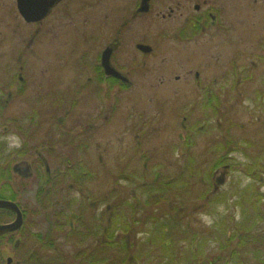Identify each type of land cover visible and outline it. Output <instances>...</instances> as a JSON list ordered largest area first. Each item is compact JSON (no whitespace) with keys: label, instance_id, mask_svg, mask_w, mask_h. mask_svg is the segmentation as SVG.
<instances>
[{"label":"rangeland","instance_id":"1","mask_svg":"<svg viewBox=\"0 0 264 264\" xmlns=\"http://www.w3.org/2000/svg\"><path fill=\"white\" fill-rule=\"evenodd\" d=\"M91 1L61 0L48 21L31 25L21 19L15 0H0V98L7 101L8 94H12L6 109L0 104V144L5 155L11 156L12 164L25 160L34 169L30 179L12 174L7 183L15 191L21 189L23 202L26 193V198H30L27 186L32 191L44 189L45 193L55 184L56 201L61 203L63 211L76 213L72 199L78 204L84 200L87 205L82 216L88 219L103 201L112 205L117 196L137 203V220L141 224L126 235V241L133 246V251L140 252L139 264H158L155 250H149L154 252L146 259V244L142 245V241H147V234L152 232V219L165 224L167 215L172 221L181 219L183 231L188 234L185 239L181 235L176 240L168 236L170 240L187 243L199 238L198 250L202 255L195 260L200 259L201 264H255L251 257L232 259L233 251H237V240L227 239L240 221V211L235 205L236 190L256 184L244 169L251 159L264 157V114L256 111L260 110L258 105L264 109V0H233L236 2V9L231 8L235 34L226 38V44L218 43V38L209 39L204 48L178 45L171 39L175 22L161 23L155 18L158 11L167 14L176 9L175 0H154L149 16L132 20L130 0H97L100 5L96 2L95 13L86 12ZM203 1L207 0H191L190 11L194 3ZM233 1H219L225 9L223 16ZM209 2L218 3L217 0ZM124 10L129 24L121 32L120 37L125 42L115 61L121 70L131 73L134 82L141 84L129 90L108 84L96 71L100 64V53H97L110 36V43L121 46L117 40L120 23L115 20ZM107 14L110 23L102 27L101 19ZM135 43L151 46L152 55L132 53ZM211 44L216 46H209ZM92 47L95 53L91 52ZM234 59H237V63L234 62L237 73L225 70ZM136 60L141 64L134 65ZM199 66L204 70L197 68ZM195 71L201 73L199 84L194 79ZM222 72L227 73L228 82L239 78L234 91L222 92V87L215 85ZM81 88L83 92H77ZM212 98L219 103L217 112L205 107V99ZM71 100L76 103L73 105ZM216 103L212 101L213 108ZM39 113L43 115L41 131ZM224 113L229 114L228 122L221 118ZM88 125L94 126V130L86 132ZM32 135L34 138L28 139ZM225 137L233 140L229 148L224 147ZM40 141L45 149L38 152ZM240 142L243 144L239 147ZM25 144L29 148L26 149ZM15 152L23 156L12 155ZM70 164L95 170L96 185L73 182L65 169ZM49 174L50 183L47 182ZM51 174L59 179H52ZM124 174L145 177L146 184L156 187L170 184L172 187L157 205L155 202L148 205L146 201H150L151 196L145 194L146 185L138 184L133 190L135 179L124 182L121 180ZM221 177L224 184L217 185L216 180ZM261 184L260 180L256 187L264 197ZM24 186L26 192H23ZM179 189H184L185 193ZM212 201L221 203L212 205ZM260 205L262 213L264 199ZM38 209L62 211L61 207L53 209L47 199ZM260 219L255 235L264 233V218ZM42 225L48 231V224ZM221 227L225 238L218 230ZM47 234L36 232L29 238L42 245L46 242L43 246L47 247L42 250L33 245L31 252L42 256L36 264H71L81 249L71 248L69 244L62 248L56 243L61 239L53 235L48 241ZM123 234L116 239L124 237ZM6 240L0 242V264H6L5 259L12 256V243L7 245ZM111 243L106 246L104 243L102 249L94 246L95 261L105 264H121L125 258L128 261L129 256L122 254L121 259L120 251L111 248ZM26 247L32 246L27 243L23 249ZM185 251L178 255L183 256Z\"/></svg>","mask_w":264,"mask_h":264},{"label":"flooded vegetation","instance_id":"2","mask_svg":"<svg viewBox=\"0 0 264 264\" xmlns=\"http://www.w3.org/2000/svg\"><path fill=\"white\" fill-rule=\"evenodd\" d=\"M175 1H176V9L169 10L167 14L164 13L163 11H158L157 13H155V18H157V21L159 20L158 22H161V23L175 22V26L173 27V31H172L173 33L171 34L172 36L171 39L174 40L178 45L187 46V48L188 47L189 48L190 47L191 48L192 47H198V48L203 47L204 48L205 46H207L209 39H213V38L214 40L218 38L219 39L218 43L226 44V42L228 41L226 40V38L227 37L231 38V36L233 37V35L235 34L236 23H235V17H233V12L231 11V8L236 9V6H235L236 0L235 1L232 0L233 2H231L229 5L230 9H228V12L226 13L225 16H223V12H225V9L222 6V3L221 2L219 3L220 0H217L218 3H210L209 0L203 1L202 3H194L191 11H190V4H191L190 1L191 0H175ZM60 2L61 0H57L56 3L50 8V10L48 11V13L43 19L37 22H26L20 15V13L18 12L17 0H15L16 9L21 19L23 20L25 24H31V25L32 24L34 25L43 24L44 22L48 21L50 17L52 16L53 11L56 9V7L59 5ZM96 2H97V5H100V2L97 0L94 2L91 1L90 2L91 5L89 8L86 9V12L96 11L97 10L95 6ZM142 2L143 0H130L129 4L133 5L132 7L133 14H131L130 16L131 20L133 18L142 19L143 15L149 16V14L152 13L153 6L155 3L154 0H150L148 2L147 12L140 11L142 7ZM88 3L89 1L86 2V4ZM188 5L189 7H186ZM124 12L122 16H120L118 19L115 20L116 22L120 23L118 27L119 35H117L119 37L117 38V40L119 39V41L121 42V46L120 45L118 46V43L116 45L115 42L110 43L111 42V36H110V39L104 43L101 50L97 53V54L100 53L99 54L100 64L99 66H97L96 71L98 70L99 73L105 77L108 84L115 85V87H117V89H120V90H129V89H137L141 87V84L134 82L132 80V76H130L131 73H127L123 69L121 70L118 67V63L115 61L116 54L118 53V51L123 49V44H124L123 42H125V40L124 39L122 40L120 37L121 32H123L125 26L129 24L127 23V21H125L126 20V10H124ZM107 15L109 16V14ZM107 15L103 16V18L101 19L102 27L105 25L107 26L110 23V16L108 17ZM161 34H164V33L161 31ZM141 45L149 47L150 52L145 53L142 50H140L138 46H141ZM209 46L215 47L216 45L211 44ZM134 47H135V50H133ZM95 50L96 49H94V47L91 48V52L95 53ZM107 50H109L111 53L109 57V65L111 68L110 73L112 72V70L113 72H115L113 75L108 74L105 68L102 66V56L104 52ZM152 52H153V49L148 44L135 43V45H133V48H132V53L139 54V55L144 54L146 56L147 55L150 56L152 55ZM234 62L237 63V59H234V61H231L229 63L230 68L229 69L227 68L225 70L237 73L238 72L237 66H235ZM137 63L138 65L141 64L140 62H137V60L134 61V65H137ZM197 68L201 69L202 71L204 70V67L202 66H199ZM200 74L201 73L199 71H195L194 73V79H196L197 84H199L198 81L201 77ZM226 78H227V73L222 72V74L220 75V78L219 77L216 78L215 85L217 86L219 85V87L226 88V89H232L234 86L238 85V80L231 82L233 80V78H231L230 79L231 81L228 82L225 80ZM19 79L22 84L23 83L22 77H19ZM224 82H227L228 84H225ZM80 91L83 92V88L77 90V92H80ZM11 95H12L11 93L8 94L9 99L7 101L6 99L0 98V104L2 105L4 104L5 109L8 106L9 101L12 99ZM89 95H93V93H90ZM106 99L108 100L109 98H106ZM60 101L62 102L61 98H60ZM74 102H72L73 105L76 103ZM204 102H208V100L205 99ZM213 102L216 103L215 98H213ZM42 117H43L42 113H39L38 126H39L40 131H41L40 126L42 125L41 122L43 121ZM89 126H91V130ZM89 130L90 131L94 130V126L92 127V125H88L87 127H85L86 132H89ZM33 138H34L33 135L28 136V139H33ZM38 145H39V148L37 147L39 150L38 152H40L42 148L45 149V147L43 146V142L40 141ZM24 147L26 149L29 148L26 144L24 145ZM33 148L35 152L36 145H34ZM33 148L29 149V152L32 151ZM41 162L42 164L44 163L42 160ZM46 162L47 161L45 159V165H46ZM38 166L40 167L41 164H39ZM6 167H7V175L9 176V178L6 181L0 182V201L14 203L17 206L18 210L21 212V221H22L21 226L17 230L0 236V242L3 239H7L6 244L10 245L12 243V247H13L12 256H8L5 259L6 264H31V263L36 264L41 261L42 256L40 254L35 255V253L31 252L33 250V245L36 244L34 245L35 247L39 246L38 247L39 250H42L46 248L47 246L45 247L43 246L46 244V242L45 244L42 245L40 241L35 242V243L30 241L29 238H31L32 233H36V232L43 233V234H46V232H48L47 234V236L49 237L48 241L51 239L53 235H56L54 237L55 239L57 240L61 239V241H56V243L57 245L59 244L60 247L62 248L66 244H69L72 246L71 248L81 249V251L77 253L78 255L72 260L71 264H94L96 261L94 259L92 250L95 248L94 246H96V244L97 246H101L100 245L101 243H97L93 241L92 239L93 237L88 236L89 231L86 232L87 237L82 239V240L85 239L84 241L72 242L68 240L69 239L68 236L70 234L77 235L76 232L79 228L78 224H80L81 222L84 223L82 220V215L85 213L79 210H77L76 213L66 212V214H64V218L61 219L59 215L55 216L56 213L52 209L47 210V211L38 209V207L42 205V202H44L45 198L43 197L44 199H42L38 196V193H39L38 191H41L40 189L36 191H32L29 189V186H27V190L29 191L30 198L32 199L26 198V194H27L26 193L24 195L25 199L23 202L21 189H17V191H15L14 188H11V184L7 183V181L10 180L12 174L16 176L20 175L23 177L22 179H25V180L30 179L33 176L32 170L34 169L25 160L20 161L18 163H14V164H12L10 160L6 164ZM27 190H26V187L24 186L23 192H26ZM56 202L57 201H55V203ZM55 203H53L52 206ZM35 205L38 207H35ZM106 206L108 205L104 204V201H103L102 206L101 205L97 206L96 208L97 213L98 214L104 213ZM95 207L96 206H94V208ZM101 207H104V209L102 210ZM138 216H139V211L135 212V218H137ZM15 219H16V213L14 211L7 210V209H0V226L10 225L14 223ZM45 223L48 224V231L46 227L42 225ZM60 227H63V228L60 229ZM123 235L124 237H122V243H123V246H126L127 245V241H126L127 233L124 232ZM39 237L40 236L38 235L37 238ZM142 242L146 243L147 241H142ZM27 243H30L32 247H26L23 249V247ZM200 243H201L200 241L197 242L196 240L193 242H187V243H184V242L178 243L177 241L175 243V247H172L173 246L172 243L169 244L171 249H173L176 254H181V251L183 249H186L183 255L184 257L173 259L171 264H201L200 259L195 260V258H198L202 255L201 250H198V247H200ZM178 251H180V253H178ZM190 254L193 255V258L185 257V256H190ZM16 257H17V260H16ZM129 259L132 260V258H129ZM131 260L129 262H131ZM61 261L63 262V259ZM140 261H141V258H136L135 264H139ZM126 263L128 264L125 258L124 260H122V264H126ZM157 263L159 264V262Z\"/></svg>","mask_w":264,"mask_h":264},{"label":"trees","instance_id":"3","mask_svg":"<svg viewBox=\"0 0 264 264\" xmlns=\"http://www.w3.org/2000/svg\"><path fill=\"white\" fill-rule=\"evenodd\" d=\"M233 80H234V78H233ZM238 80H239V78H238ZM224 83L228 84L227 82H224ZM234 88H235V86L231 90L234 91L235 90ZM221 90L223 92V91H226L227 89L222 88ZM212 101H213V98L211 100H208V102H206L207 105L205 107H207V110L208 109L209 110L214 109V112H217L219 103H216L215 108H213L211 105ZM258 108L260 110H256V111H260L261 114L263 115L264 109H262V106L258 105ZM205 114H206L205 111H203V115H205ZM227 116H229V114L224 113L221 118H226V122H228ZM231 124L232 123H230V125ZM224 131H225V129H224ZM225 140H226V143H225L224 147L229 148L232 145L233 140L231 138H227V137H225ZM240 144H243V143L240 142L238 144L239 147L241 146ZM83 147H84V144L81 145V149H83ZM86 147L89 150L90 146L88 143H87ZM221 149H224V148L221 147ZM14 154H16L19 157L23 156V153H16V152L12 153V155H14ZM10 160H11V156L5 155L4 148L0 144V182L6 181L9 178V176L7 175L6 164ZM100 162H103V158H102V161H100ZM217 165H219V164H217ZM143 167H145V166H143ZM63 168H65V167L63 166ZM65 169H66V172L68 174V177L70 179H72L73 182L76 181L77 184H79V185L91 182L92 186L96 185L97 180L95 177L97 175L94 173L95 170L91 169L89 166L76 168V166H72V164H70V166L69 167L67 166ZM128 169H132V167H129ZM128 169H126V170H128ZM244 170H245V174L248 175V177L250 179H252L254 181V183L257 184L261 180V182H262L261 186L264 187V157H262V155L255 157L254 159H251L250 163L247 164V166L245 167ZM51 175H52V179H59V177L53 178L54 174H51ZM49 177H51L50 174L47 177L48 183H50ZM133 179H135L132 182V186L134 187L133 190H135V187L138 184H145L146 185L145 186V191H146L145 194L151 196V197H148V199L150 201H148V200L146 201V203L148 205L152 202H155V204L157 205L158 202L161 201L160 198L165 197V195L168 194L167 193L168 189L172 187V184L161 185L158 187H156L152 184L151 185L146 184L145 182L147 180L145 179V177L144 178H137V177L134 178V176L129 175V174H124L123 178L121 180L128 183V182H131ZM117 180L118 179L116 177L115 178L116 184L119 183ZM256 184H252L250 186L242 188L241 190L240 189L236 190L235 195H237L236 198L238 201L235 205H236L237 209L240 211V221L235 226H233V230H234L233 232L234 233L231 236V238L230 239L226 238V239H227V241H230V242L237 240V251L235 253L233 251V253L231 255L232 259H235V258L242 259V257L245 259H249L251 257L254 260L255 264H264V233L258 232V234L255 235L256 225L261 222L260 218H264V214H263L264 211L261 213L262 205H260L262 200L264 199V197L259 193V189L256 187ZM50 188H51V190H48L45 193H43L42 190L38 191L39 192L38 196L42 199H44V198L47 199L48 203L53 204L56 201V192H57L56 188H57V186L55 184H53V185L51 184ZM179 191L182 193H185L184 189H179ZM90 192H91V194L93 193V191L91 189H90ZM87 193H89V192H87ZM153 194H157V197L156 196L152 197ZM117 198L118 199L115 200L112 205H110L108 202L104 203V204L108 205V206H106L104 213L98 214L97 211L95 210V212H92L91 219H88V217L82 216V220L84 223L81 222L80 224H78L79 228L76 232L77 235L76 234L75 235L70 234L68 236L69 237L68 240H70L72 242L84 241L85 239L84 240H82V239L87 237L86 232L89 231L88 236L93 237L92 238L93 241H95L97 243H101L100 244L101 247H97L96 249H98V248L102 249V246L104 243H106L105 244V246H106L111 241L112 243L110 244L111 245L110 247L113 249H117L118 252L120 251L121 259H122V254H125L126 256L128 255L129 256L128 261H127L128 264H135L136 258H141L140 252L139 251H133V246H129V245L123 246V243L121 240L122 238L119 237V239H116V237L119 234H122L124 232H126L127 235L129 233L130 234L133 233L134 228H136L137 226H139L141 224L137 220V218H135V212L139 211V206L137 203L135 204V202H131L128 198H124L121 196H117ZM94 199H95L94 201H97L96 198H94ZM107 199H109V201H110L109 195H108ZM57 202L53 205V209L54 208L59 209L61 207L62 211L57 212L55 214V216L59 215V217L62 219V218H64V214H66V211H63L61 203H59V202L57 203ZM81 202L84 203V205L82 203L78 204V202H76L74 199H72V203H74L76 209L83 212L84 206H86L87 204H86V201H84V200ZM211 203H212V205H217V204H220L221 202L212 201ZM168 216L169 215L166 216L167 220H164L163 222L165 224H163V223L159 222L158 219H155V218L152 219L151 215L148 214V218L150 217L149 219H152V222H151L152 223V232L147 234V239H146L147 242L142 244V245L146 244V245H144V247L146 246L145 248H146L147 252L144 256L146 258L150 257V254L154 251L151 252L149 250H155V254L156 253L158 254L157 258H156L157 259L156 262H159V264H171L173 259L184 257V256L176 254L174 252V250L171 249L169 244L172 243V245H174V247H175V243L177 241H173V239L170 240L169 238H174L176 240V238H179L182 235L183 238L185 239V236L188 235L187 231H183L184 226H182L183 224H182L181 219L172 221L170 219V217H168ZM62 228L63 227H60V229H62ZM223 228H224V225H223ZM223 228L221 227L218 230L224 236L223 238H225L226 233H224ZM220 232H218V235ZM168 236H170V237L168 238ZM195 240L198 242L199 238H196ZM190 242H192L191 239H190ZM125 248H127V249H125ZM124 249H125V251H123ZM134 250H135V248H134ZM140 250L142 253L145 252V249L142 246L140 247ZM95 252H98V250H95ZM96 255L97 254H93V256H96ZM190 256L193 257L192 254H190ZM185 257H189V256H185ZM129 258H132V260ZM189 258H191V257H189ZM130 260H131V262H129ZM118 262H119V259L117 260V263ZM102 263L103 262H97L96 261L94 264H102ZM121 264H122V260H121ZM241 264H244V263H241Z\"/></svg>","mask_w":264,"mask_h":264},{"label":"water","instance_id":"4","mask_svg":"<svg viewBox=\"0 0 264 264\" xmlns=\"http://www.w3.org/2000/svg\"><path fill=\"white\" fill-rule=\"evenodd\" d=\"M57 0H17L18 12L26 22H37L43 19L50 8L56 3ZM150 0H143L142 7L140 11L147 12L148 2ZM140 50L145 53L150 52V48L144 45L138 46ZM110 51L107 50L102 56V66L105 68L108 74H114L115 72L110 73L111 68L109 65ZM218 185L223 184V177L218 179ZM0 209H7L14 211L16 213V219L14 223L6 226H0V236L13 232L21 226V212L18 210L17 206L14 203L0 201Z\"/></svg>","mask_w":264,"mask_h":264}]
</instances>
